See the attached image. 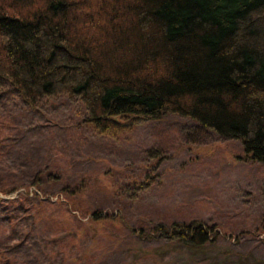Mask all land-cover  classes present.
<instances>
[{
    "label": "trees",
    "instance_id": "1",
    "mask_svg": "<svg viewBox=\"0 0 264 264\" xmlns=\"http://www.w3.org/2000/svg\"><path fill=\"white\" fill-rule=\"evenodd\" d=\"M14 101L19 117H47L26 129L45 140L21 143ZM68 103L78 104L79 119L60 126L50 115ZM164 114L190 119L195 126L185 130L194 136L238 141L241 160L264 164V0H0V264H103L81 262L91 251L84 242L101 232L119 245L123 229L145 243L191 249L225 237L196 219L131 226L128 199L149 177L138 183L116 172L110 192L98 177L73 179V161L56 159L55 138L69 126L118 139ZM48 205L92 229L90 238L84 231L75 243V230L41 214ZM105 222L115 235L97 228ZM251 233L264 244V212Z\"/></svg>",
    "mask_w": 264,
    "mask_h": 264
},
{
    "label": "rangeland",
    "instance_id": "2",
    "mask_svg": "<svg viewBox=\"0 0 264 264\" xmlns=\"http://www.w3.org/2000/svg\"><path fill=\"white\" fill-rule=\"evenodd\" d=\"M77 105H58L53 110L57 115L50 116L60 126H67L69 120L75 123L79 119ZM20 106L14 101L9 108L15 118L24 121L21 143L45 140L47 136L39 135L38 129L29 133L26 129L46 122L47 117L27 114L19 117ZM194 126L190 119L164 114L156 121L134 123L132 128L119 134L118 139L93 136L88 129L75 130L73 126H69L66 132H58L62 135L55 140L61 142L62 154L56 159L61 164L73 161V167L66 165L67 174L73 179L83 175L85 182L92 184L98 177L100 186L103 183L107 185L105 190L114 192L116 189L109 180L116 172L122 173L124 179H134L138 183L150 178L148 187L137 191L135 199H128L124 214L129 225L142 223L151 226L196 219L219 228L220 233L226 235L202 249L158 241L145 243L137 240L128 229H123L120 242H115L119 245L113 244L107 235L101 236V232L92 243V229L88 226H77L61 207H43L41 214L54 217L66 228L65 232H77L75 243L87 231L90 239L84 242V249L89 247L91 251L84 253L87 258L81 262L89 263L93 256L96 262L103 264H264V244H259L251 233L255 232L264 212L260 197L264 186V164L241 160L243 152L238 141L221 140L211 131L206 136H194L193 131H186ZM188 137L196 140L191 141ZM67 158L70 160L66 161ZM124 179L121 181L126 182ZM17 191L7 198H16ZM85 191L93 197L103 195L92 189ZM113 209L112 215L115 216L117 210ZM104 224L107 222L97 224V228L104 230L108 227L110 231L111 228ZM113 235L115 231L111 232ZM65 237L71 238L69 235Z\"/></svg>",
    "mask_w": 264,
    "mask_h": 264
}]
</instances>
